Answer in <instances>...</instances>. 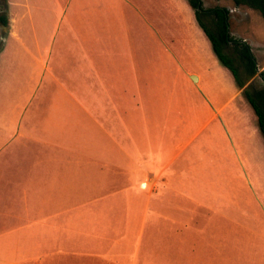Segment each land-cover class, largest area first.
<instances>
[{"label":"crops","instance_id":"obj_1","mask_svg":"<svg viewBox=\"0 0 264 264\" xmlns=\"http://www.w3.org/2000/svg\"><path fill=\"white\" fill-rule=\"evenodd\" d=\"M113 3L67 0L66 11L61 0H6L0 55L15 42L38 68L22 106L0 113V264H138L146 228L148 238L157 229L147 226L154 195L173 199L178 248L159 262L144 254L143 264H231L230 239L186 231L195 218L201 222L196 210L212 205L197 199L205 192L184 186L183 166L145 161L146 148L137 146L118 108L108 118L116 125L106 124L100 14ZM35 20L39 28L31 32ZM41 35L44 45L28 44L27 36ZM42 79L57 91L47 116L38 97ZM57 101L65 103L59 110Z\"/></svg>","mask_w":264,"mask_h":264},{"label":"rangeland","instance_id":"obj_2","mask_svg":"<svg viewBox=\"0 0 264 264\" xmlns=\"http://www.w3.org/2000/svg\"><path fill=\"white\" fill-rule=\"evenodd\" d=\"M66 1L61 0L67 11ZM201 1L204 8H228L230 34L250 44L258 68L252 82L264 89L259 75L264 71V19L260 12L247 5L235 6L232 0ZM100 15L106 124L116 125L115 119L113 123L108 120L110 115L114 117V108L123 111L133 140L146 148L145 161L172 160L173 166H183L185 187L205 192L197 199L210 200L212 207L198 208L201 222L195 218L187 232L230 239L227 254L231 264H264V137L253 109L198 26L194 9L188 0H114ZM38 23L30 22L28 29L33 32ZM16 26L20 30L19 22ZM27 38L29 45L48 41L46 35ZM13 47L15 42L8 41V49L0 55V113L15 112L22 106L38 68L28 53ZM48 83V79L40 81L38 96L45 98L40 105L45 116L52 107L50 96L57 92ZM64 104L57 101L53 109ZM221 163L222 172L214 173ZM151 200L147 226L153 223L157 229L148 238L146 228L138 264L144 263V254L159 262L161 253L178 248L174 239L180 225L172 221L177 214L170 205L173 199L154 195ZM206 224L209 227L204 229Z\"/></svg>","mask_w":264,"mask_h":264},{"label":"trees","instance_id":"obj_3","mask_svg":"<svg viewBox=\"0 0 264 264\" xmlns=\"http://www.w3.org/2000/svg\"><path fill=\"white\" fill-rule=\"evenodd\" d=\"M232 1L235 6L247 5L258 10L264 19V0ZM188 3L194 9L198 26L209 40L215 57L229 71L237 88L242 91L253 109L259 130L264 137V89L256 88L252 82L258 74V68L250 44L230 35L227 8H204L201 0H188ZM260 76L264 80V71Z\"/></svg>","mask_w":264,"mask_h":264},{"label":"flooded vegetation","instance_id":"obj_4","mask_svg":"<svg viewBox=\"0 0 264 264\" xmlns=\"http://www.w3.org/2000/svg\"><path fill=\"white\" fill-rule=\"evenodd\" d=\"M7 24H8V15H7L6 0H0V45L2 43L1 42V37L3 35V32H4L5 28L7 27ZM260 73H259V75H260Z\"/></svg>","mask_w":264,"mask_h":264},{"label":"water","instance_id":"obj_5","mask_svg":"<svg viewBox=\"0 0 264 264\" xmlns=\"http://www.w3.org/2000/svg\"><path fill=\"white\" fill-rule=\"evenodd\" d=\"M194 79V78H193Z\"/></svg>","mask_w":264,"mask_h":264}]
</instances>
